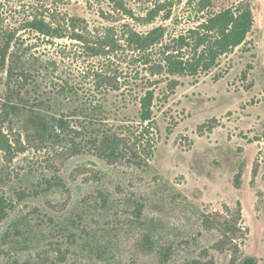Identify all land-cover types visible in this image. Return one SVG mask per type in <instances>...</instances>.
Instances as JSON below:
<instances>
[{"label":"rangeland","instance_id":"374dc122","mask_svg":"<svg viewBox=\"0 0 264 264\" xmlns=\"http://www.w3.org/2000/svg\"><path fill=\"white\" fill-rule=\"evenodd\" d=\"M126 1L135 15L120 14L118 22L77 0L70 11L86 17L94 31L115 25L119 38L126 23L141 34L156 29L155 43L139 49L121 40L113 53L93 56L92 44L70 38L28 41L23 50L32 69L22 78L24 89L19 92L22 72H15L10 87L7 72L0 73V129L18 135L1 107L20 94L28 107L65 115L77 110L71 120L89 122V130L123 131V125L139 124L147 79L163 76L153 87L156 147L149 165L109 161L89 147L72 155L68 139L52 147L26 143L12 162L0 151V195L8 203L0 223V264L39 253L60 264H244L248 257L264 264V0H212L204 11L199 0ZM239 3L250 5L255 17L245 44L210 72L168 70L161 57L173 37L198 26L210 11ZM18 18L19 0H0V45L1 23ZM153 69L163 75H151ZM98 106L102 113L94 111ZM239 208L241 239L230 244L225 231ZM21 216L53 246L46 241L19 251L18 243L2 245L1 236L10 230L12 237L10 225ZM70 234L76 245L64 241ZM91 246L104 259L89 256Z\"/></svg>","mask_w":264,"mask_h":264},{"label":"trees","instance_id":"16d2710c","mask_svg":"<svg viewBox=\"0 0 264 264\" xmlns=\"http://www.w3.org/2000/svg\"><path fill=\"white\" fill-rule=\"evenodd\" d=\"M193 1L189 0L191 4ZM77 3L85 8L97 7L101 17L111 22H118L117 16L120 14L135 15L126 0H77ZM196 5L201 11H204L213 7V2L212 0H199ZM72 6V0H19L17 22L1 23L4 33L0 45V73L7 72L9 87L10 81L16 77L15 72H22L19 74V92L24 89L22 78L26 76V72H31L32 66L30 58L23 48L28 50L25 47L26 43L34 39H44L55 43L56 40L70 38L85 44H92L89 45V52L91 51L93 56L113 53L118 46V41L121 40L128 41L129 45L134 43L139 49H147L155 43L156 29L148 34H141L127 23L123 24L121 38L117 34L115 25L105 26L103 31H94L86 17L71 13ZM165 19H169V17ZM254 24V12L252 7L246 3L214 9L204 17L198 26L171 39L170 46L164 50V56L161 57L162 62L171 73L198 75L210 72L220 65V60L224 55L233 52L247 42ZM103 48L106 51L101 52ZM155 65L161 67L158 63ZM115 73L117 72H112L111 75L119 81V76ZM151 73L153 76L163 75L160 70L155 72L153 69ZM165 79L167 77L163 76L147 79L151 86L140 98L139 124L123 125V131L117 130L120 126L116 130H114L115 128L89 130V122H87L88 124L82 122L75 124L71 120L77 110L73 111V114L65 115L64 112H49L50 110L44 108L28 107L25 98L19 94V100H8L1 107L4 111L7 110L6 117H9L10 122L18 126V135L13 138L11 134H6L0 129V151L5 152L4 161L12 162L19 152L26 149V143L32 144L34 141H40L52 147L68 139L67 147L72 155L83 153L89 147L88 149L93 150L106 160L129 161L137 167L146 168L149 165V157L152 156L156 147L151 127L156 98L153 87ZM175 82L177 81H169L171 90L175 89ZM94 111L101 112L99 106L98 110L95 107ZM19 122H21L20 133ZM23 135L30 142L24 140ZM4 172L5 167L0 166V183L3 182ZM6 200L4 194L0 195V223L5 219V207L8 205ZM237 215L235 223L230 226L229 231H225V236L230 244L241 239L238 236L240 229L236 226L238 220L242 218L241 208L237 211ZM225 226L227 227V225ZM10 229L14 231L13 236L11 237L8 234L10 230H7L1 236L2 245L18 243L19 251L36 250L46 241H48V246H53V242L47 240L48 236H40L34 232V227L26 216L19 217L10 225ZM63 239L73 245L78 243L72 234L65 235ZM235 247H238L237 244ZM87 253L89 256L96 255L99 259L105 257L104 252L98 250L97 246H91ZM9 264L60 263L48 255L39 253L35 257L14 260ZM244 264L260 263L255 257H248Z\"/></svg>","mask_w":264,"mask_h":264}]
</instances>
